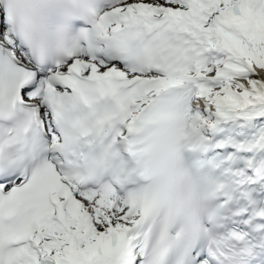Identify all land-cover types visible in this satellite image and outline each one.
Here are the masks:
<instances>
[{
    "label": "snow or ice",
    "instance_id": "obj_1",
    "mask_svg": "<svg viewBox=\"0 0 264 264\" xmlns=\"http://www.w3.org/2000/svg\"><path fill=\"white\" fill-rule=\"evenodd\" d=\"M0 264H264V0H0Z\"/></svg>",
    "mask_w": 264,
    "mask_h": 264
}]
</instances>
